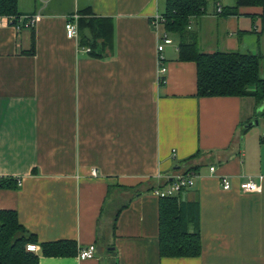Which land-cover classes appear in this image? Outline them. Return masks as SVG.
Masks as SVG:
<instances>
[{"label":"crops","instance_id":"obj_1","mask_svg":"<svg viewBox=\"0 0 264 264\" xmlns=\"http://www.w3.org/2000/svg\"><path fill=\"white\" fill-rule=\"evenodd\" d=\"M50 2L18 0L23 16L39 14L32 28L0 25V179L20 180L0 187V209L37 242L93 245L94 257L39 255L38 264H264V102L198 97L196 65L177 60L171 35L159 82L166 33L152 19L164 0ZM208 2L189 24L201 52L264 55L261 7L222 16L217 7L233 3ZM87 7L112 23L100 58L65 35L68 15ZM192 166L194 185L178 197L197 204L201 253L161 257L152 191ZM248 178L259 192L240 190Z\"/></svg>","mask_w":264,"mask_h":264},{"label":"trees","instance_id":"obj_2","mask_svg":"<svg viewBox=\"0 0 264 264\" xmlns=\"http://www.w3.org/2000/svg\"><path fill=\"white\" fill-rule=\"evenodd\" d=\"M208 1L164 0L160 23L165 33L174 37L177 42V60L195 63L198 97L251 96L257 105L263 103L264 75H260V70L264 55L237 51L203 53L199 50L197 35L189 29V24L192 18L204 13ZM241 6L262 8L258 33L264 37V0H234L232 5L222 6L219 13L222 16L237 15ZM78 13L79 45L88 48L89 56L102 57L104 50L109 49L112 43L111 20L93 16L88 7L79 10ZM0 16L13 17L12 23H17V19L23 16L18 10V0H0ZM34 43L32 31L29 54L34 52ZM197 154L187 160L196 157ZM196 169L198 166H192L184 173ZM3 186L14 188L16 179H0V187ZM157 207L159 256L172 258L199 256L201 240L197 204H186L177 195L158 198ZM28 243L38 244L39 252L27 250ZM77 249L74 240L37 242L36 236L19 222L14 210L0 209V264H38L39 255L69 257L75 256Z\"/></svg>","mask_w":264,"mask_h":264},{"label":"built area","instance_id":"obj_3","mask_svg":"<svg viewBox=\"0 0 264 264\" xmlns=\"http://www.w3.org/2000/svg\"><path fill=\"white\" fill-rule=\"evenodd\" d=\"M221 8L217 7V11L220 12ZM79 13L74 11L72 14L68 15L66 22L64 24L65 35L67 38L77 37V19L79 18ZM39 19V14L21 16L17 19V23L13 24V17L10 16H0V25H11L20 28H30L33 27L35 22ZM161 15H155L152 19L154 26L161 24ZM172 40L165 34L161 41L156 46L157 51V78L159 82H163V76L166 71V67L163 64L162 51L165 45L171 44ZM88 50V48H87ZM209 171L213 172L214 167L210 166ZM16 184L20 185V180L16 179ZM194 185V176L190 173H175L166 177V181L163 185L156 186L152 193L158 197H173L177 196L182 190L190 188ZM220 185L223 190H229L231 187V182L226 177H220ZM240 190L244 192H259L260 186L251 178L239 183ZM26 249L29 251L37 252L39 246L35 243H28ZM77 257L81 260L90 259L94 257V246L89 245L85 248H79L77 252Z\"/></svg>","mask_w":264,"mask_h":264},{"label":"rangeland","instance_id":"obj_4","mask_svg":"<svg viewBox=\"0 0 264 264\" xmlns=\"http://www.w3.org/2000/svg\"><path fill=\"white\" fill-rule=\"evenodd\" d=\"M37 5H42L41 0H35ZM230 1L233 3V0H221V2L223 4H229ZM54 2H56V0H51L49 7H54ZM212 2H208V6L211 4ZM161 9V8H160ZM260 75L263 76L264 75V59L262 60V64H261V70H260Z\"/></svg>","mask_w":264,"mask_h":264},{"label":"water","instance_id":"obj_5","mask_svg":"<svg viewBox=\"0 0 264 264\" xmlns=\"http://www.w3.org/2000/svg\"><path fill=\"white\" fill-rule=\"evenodd\" d=\"M256 122V121H255Z\"/></svg>","mask_w":264,"mask_h":264}]
</instances>
